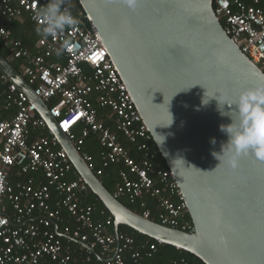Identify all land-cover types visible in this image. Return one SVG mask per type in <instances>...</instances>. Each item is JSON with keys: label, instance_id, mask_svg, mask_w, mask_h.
<instances>
[{"label": "water", "instance_id": "obj_1", "mask_svg": "<svg viewBox=\"0 0 264 264\" xmlns=\"http://www.w3.org/2000/svg\"><path fill=\"white\" fill-rule=\"evenodd\" d=\"M77 2L164 159L193 232L158 224L123 206L1 54L0 72L35 106L74 170L110 213L114 235L127 226L204 264H264V162L249 154L233 173L215 170L219 161L211 155L228 141L220 125L232 122L220 115L217 99L227 113L224 103L256 87L264 73L225 34L214 0H137L135 10L120 0Z\"/></svg>", "mask_w": 264, "mask_h": 264}, {"label": "built area", "instance_id": "obj_2", "mask_svg": "<svg viewBox=\"0 0 264 264\" xmlns=\"http://www.w3.org/2000/svg\"><path fill=\"white\" fill-rule=\"evenodd\" d=\"M261 1L264 3L253 0L252 5H247L240 0H214V13L224 21L225 34L264 73V7H256ZM46 3L47 0H0V43L8 60L20 62V74L78 152L90 133L98 135L106 156L102 168L96 170L97 175L108 164L123 165L114 189L116 198L129 196L144 209L143 197H156L161 225L193 232L192 223L185 219L188 212L179 189L170 172L154 164L155 154L147 146L151 136L111 65L107 50L92 30L83 27L82 12L65 0V6L80 23L56 40L39 36L32 51L6 29L5 23L25 17L37 28L34 15ZM65 40L71 47L60 51L62 59H54ZM84 66L91 74L83 72ZM6 83L8 86L0 89V264H39L44 258L59 264H88L89 259L78 262L73 258L70 248L47 230L50 225L56 226L61 210H66L77 224L74 231L66 228L64 237L84 243L92 251L99 248V256L104 259L99 260L100 264H139L134 239L124 233L117 237L108 234L112 217L95 220L94 205L81 202L88 187L35 106L0 72V85ZM53 99L57 103L49 107ZM94 103L110 111L116 133L98 120ZM76 127H81L78 135L73 132ZM117 133L136 146L141 153L139 160L121 144ZM82 158L93 171L91 158ZM12 168L17 170V176L39 172L42 180L30 177L12 186L8 181ZM53 191L59 196L56 199ZM6 201L13 217L5 212ZM142 216L149 219L150 212L145 210ZM150 249L154 250L155 245Z\"/></svg>", "mask_w": 264, "mask_h": 264}, {"label": "trees", "instance_id": "obj_3", "mask_svg": "<svg viewBox=\"0 0 264 264\" xmlns=\"http://www.w3.org/2000/svg\"><path fill=\"white\" fill-rule=\"evenodd\" d=\"M71 1L75 7L82 12V9L80 5L78 4L77 0H69ZM247 5H252L253 0H240ZM256 7H264L263 1L260 2L259 5ZM82 25L87 30H91L90 24L84 17V13L82 12ZM220 23L222 26H224V21L220 19ZM6 29L10 32V35L12 38L19 40L22 45L32 51L35 47V44L39 38V35L36 32V26L30 22V20L25 17L21 21H12L10 23H5ZM0 54L3 55L6 59H8L7 52L0 43ZM54 59H62L61 55L55 54L53 56ZM14 68L21 72L20 70V62L19 61H13L10 60ZM83 72L85 74H91V70L87 67H83ZM8 86V83L4 85H0V89L2 87ZM57 103V99H53L49 103V107H52ZM94 108L97 112V118L100 122L104 124L106 128H108L111 132L116 133L114 120L112 117L109 116L110 111L107 109H101L94 103ZM81 127H76L73 132L75 134L80 133ZM118 140L121 142V144L129 150L130 155L135 158L136 160L140 159L141 153H139L136 149L135 145H132L131 143H128L121 134L117 133ZM147 146L150 151L154 152L155 154V160L153 161L154 164L158 165L160 169L169 171L164 159L159 154L157 147L155 143L150 140L147 143ZM79 154L84 157V155H87L92 160V166H93V172L97 176V178L100 180L102 185L111 193L114 194V189L116 184L119 182V172L123 169L122 164H108L107 167L103 168L102 174L99 176L96 174V170L102 168V165L105 161L106 156V149L101 147L99 143V137L95 133H90V135L84 140L83 145L79 148ZM17 170L15 168H12L10 175L8 177V181L12 186H15L17 182H22L30 177L35 178V180H42L41 173H33V174H26V175H20L17 176L16 174ZM53 197L56 199L57 194L53 191ZM118 201L128 208L129 210L139 214L143 215V212L145 210H148L150 212L149 219L160 224V220L158 219V215L160 213L159 207H158V201L156 197H151L150 195H145L143 197V200L145 202V208L141 209L139 207L138 200L131 199L129 196H120L117 197ZM81 202L84 205H94L95 212H94V219L95 220H105V217H111L110 213L105 209L103 204L99 201V199L91 193V191L88 189V193L81 196ZM5 212L8 216L13 217L14 213L11 209L10 204L6 201L4 202ZM102 213V215H101ZM185 219L192 223L191 218L189 214H186ZM56 228L55 231L54 226L50 225L47 230L53 233L56 238H58L62 245L64 247L70 248L71 254L73 258H75L78 262L85 261L86 259H89L88 264H100V261L98 258H96L92 253L88 252L84 247L80 246L79 244L69 240L65 236V229L68 228L70 231H74L77 228V224L75 223L74 219L68 214L66 210H61L60 216L58 220L56 221ZM107 233L114 235V227H113V219H112V225L107 227ZM119 233H124L129 236H131L134 241V250L138 251L139 253V264H172L174 261H176L178 264H204L200 259L195 257L194 255L177 249L171 245H158L157 241L139 234L138 232L134 231L133 229L127 227V226H120L119 227ZM60 235V236H59ZM155 245V249L151 250V245ZM94 251L100 255L99 248H95ZM39 264H59L58 262H53L48 258H44Z\"/></svg>", "mask_w": 264, "mask_h": 264}, {"label": "clouds", "instance_id": "obj_4", "mask_svg": "<svg viewBox=\"0 0 264 264\" xmlns=\"http://www.w3.org/2000/svg\"><path fill=\"white\" fill-rule=\"evenodd\" d=\"M120 2L130 10H135L137 6V0ZM34 19L38 21L36 32L43 40L48 38L56 40L67 29H74L80 23L65 6V0H47V3L37 10ZM70 47L69 41H63L57 55L61 50ZM260 80L256 87L240 92L231 104L224 103L229 108L227 113L222 110L220 101L215 97L220 115H227L232 121L228 125H220L219 130L228 136V141L221 145L220 153H211L214 159L219 161L215 170L223 167L234 173L239 167L240 159L249 154L256 160L264 162V74ZM208 100L206 102L203 100L202 103L207 104ZM210 143L214 145L215 139Z\"/></svg>", "mask_w": 264, "mask_h": 264}, {"label": "crops", "instance_id": "obj_5", "mask_svg": "<svg viewBox=\"0 0 264 264\" xmlns=\"http://www.w3.org/2000/svg\"><path fill=\"white\" fill-rule=\"evenodd\" d=\"M54 229L57 230L56 226H54Z\"/></svg>", "mask_w": 264, "mask_h": 264}]
</instances>
